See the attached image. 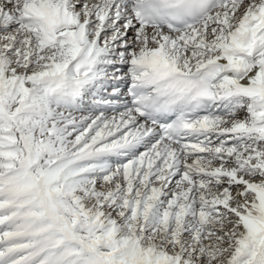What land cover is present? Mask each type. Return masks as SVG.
Segmentation results:
<instances>
[{
	"label": "snow or ice",
	"instance_id": "6c2138e0",
	"mask_svg": "<svg viewBox=\"0 0 264 264\" xmlns=\"http://www.w3.org/2000/svg\"><path fill=\"white\" fill-rule=\"evenodd\" d=\"M0 264H264V0H0Z\"/></svg>",
	"mask_w": 264,
	"mask_h": 264
}]
</instances>
